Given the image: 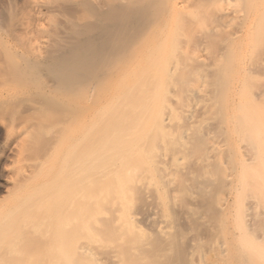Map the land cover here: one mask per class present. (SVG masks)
<instances>
[{"label":"rangeland","instance_id":"rangeland-1","mask_svg":"<svg viewBox=\"0 0 264 264\" xmlns=\"http://www.w3.org/2000/svg\"><path fill=\"white\" fill-rule=\"evenodd\" d=\"M118 30L121 34L110 39L111 32ZM90 45L100 47L99 54L92 55ZM0 59V72L6 73L13 84L22 85L20 88L25 92L29 91L28 98L42 96L40 100L45 97V101L51 102H46L51 111L43 115L44 121L57 120L69 112L78 114L76 133L88 132L95 137L93 133L99 127L97 138L108 135L102 134L107 131L103 125L112 120L111 114L106 116L108 109L121 100L128 101L127 98L137 101L139 93L135 92L137 89L132 91L136 84H158L159 94L147 106L153 112L169 103L174 106L176 95H183L179 92L182 88L181 93L190 91L199 108L196 116L185 120L179 113L173 115L188 126L185 142L189 144H184V160L190 163L187 165L195 170L199 167L195 161L201 160V156L205 161L202 163H206L200 188L189 182L183 192L177 193L180 202L194 209V214L179 225L186 242L195 247L188 255L189 264H250L253 255L254 259L264 255L260 253L262 247L264 251V241L258 240L260 232L253 228L256 220L259 223L264 219L263 206L257 204L262 202L252 204L249 215L239 218L248 203H254L240 180L244 172L264 167V0H0ZM27 96L19 100H30ZM52 101L59 105L53 108ZM240 122H246L249 131L241 129ZM134 123L131 139L135 141L145 128L140 130L137 121ZM149 124L147 120L146 127ZM2 128L0 141L4 138ZM107 129L110 134L112 127ZM172 132L170 139L177 144L181 136L175 130ZM40 139L33 146L37 152L49 145V139ZM84 139H80V144ZM100 139V143H94L95 148L99 144L97 150L105 146ZM188 140L198 143L192 147ZM1 146L0 235H4L24 221L14 219L18 206L6 199L14 189L9 182L13 175L7 169L17 159V151H6ZM77 147L85 152L84 147ZM102 154L93 158L92 170L99 178L106 177L117 161ZM81 158L83 161L84 157ZM54 181L57 179H46L43 191L53 188ZM107 185L96 186L93 221L89 227L83 226L78 238L88 242L94 252L86 256L89 264H118L120 253L112 239L113 232L143 240L154 229L147 220L125 221L126 203L121 199H116V204L110 203L121 196V186L113 191ZM36 189L31 188L29 195L39 193ZM212 205L221 207L224 220L215 221L211 217L209 208L216 211ZM27 224L33 225L37 232L42 231V223L35 218L27 220ZM30 242L12 239L2 243L0 257L8 253L19 256L16 250ZM254 246H262L256 248L260 256Z\"/></svg>","mask_w":264,"mask_h":264},{"label":"bare ground","instance_id":"bare-ground-1","mask_svg":"<svg viewBox=\"0 0 264 264\" xmlns=\"http://www.w3.org/2000/svg\"><path fill=\"white\" fill-rule=\"evenodd\" d=\"M219 15H221V18L224 17L223 14ZM120 34V30L111 32L109 38L114 39ZM89 51L92 55H97L100 52V47L96 48L94 45H90ZM5 74L0 72V126L3 127V133L5 134H3V140L0 141V143L3 141V144H0V146L2 145L6 151L15 150L18 155L17 159L7 169L13 175L12 178L10 177L9 182L14 189L8 192L6 199L11 204L18 206L14 210L13 216L14 219L19 220L18 222L24 221V224H18L6 234L0 235V244H6L7 241L12 239L30 240L31 242L30 245L27 244L20 250H16L19 256L8 253L7 256L0 257V264H41V262H43L42 264H89L86 256L94 252L88 242L78 241V238L82 234L83 226L89 227L93 221L96 212V186L106 185L107 183V186L110 184L109 187L113 191H116L119 185L121 186V196L119 198L114 197L110 203L116 204V199H121L122 202L126 203L128 210L125 214V221L139 222L147 220L154 226L153 233L146 235L143 240H136L126 233L113 232L112 239L117 243L120 253L118 264H189L188 255L195 247L186 242L179 225L183 223L184 219H188V215L194 214V209L190 208L187 203L180 202L181 198L177 196V193L183 192L191 182L196 187L200 186L202 184L200 180L202 170L206 165L205 161L202 160L203 156L200 157L201 160L195 161L199 165L195 170L188 166L190 163L187 162L189 161L184 160V144L187 145L188 143L187 140L185 142V138H188V134H186L188 133L186 132L188 126L186 127L183 122L181 123V119L183 117L185 120H192L198 113L199 108L196 105L197 101L194 94L188 90L181 93L183 88L182 90L180 88L181 91L179 92L183 95L182 97L176 95L174 106L169 103L153 112L147 106L149 101L155 100L158 96V84L156 82L144 83L145 85H142V83L136 84L137 88L135 85L132 91L137 89L135 92L139 93H137L138 98L134 96L137 101L131 102L127 98L128 101L121 100L114 107L115 109L112 108L113 112L109 111L112 109L106 111L107 115H105L110 116L108 114H111L112 120L104 117V119L109 120L103 126L110 129L112 127L113 130L109 131L110 134L107 133L109 130L107 128V131H102V134L106 133L108 135L99 136L101 143H103L102 139L104 140L105 146L97 150L99 144L97 143L98 145L95 148L94 143L99 142L97 131L100 132V129L98 130V126L96 131L98 134L93 133L95 138L92 133H80L81 136L76 133L78 114L69 112V115H64L65 117H60L57 120L44 121L43 115L51 111L50 107L48 109L46 105L51 102L45 101V97L40 100L42 96L35 98L36 95L33 92L31 94L35 95L34 98L29 97L30 100L26 99L27 101L22 100L21 102L19 99H25L29 91H26V93L24 88H20L22 85L13 84ZM24 93H26L25 97ZM19 95L20 98H18ZM132 96L130 97L132 98ZM17 100L21 103L16 102ZM56 104L59 105L56 101H52L50 106L54 105L52 107L55 108ZM174 113H179L181 119L173 118ZM145 114L146 117H142ZM147 120H150V124L146 127ZM109 121H112L111 126ZM135 121H137L136 126H140V130L145 129L139 135L140 138H136L134 141L131 138L134 136L132 128L135 126ZM96 124L99 125V123ZM174 125L176 126L174 133H179L181 136L177 144L170 139L172 131H174L172 130L175 127ZM239 127L245 129L246 122H240ZM127 128H131V130ZM92 131H95V127ZM243 132L245 131L243 130ZM192 136L194 137V135ZM83 137L86 139L83 140L82 145L79 141ZM196 137L198 138V136ZM40 138L49 139V145L48 149L37 152L33 149V146ZM197 138L195 139L197 140ZM196 140L188 141L194 147V144L198 143ZM198 140L200 141V138ZM77 146L84 147L83 151L85 150L86 153L89 146L90 149L95 148L97 151L95 150L94 153L93 149L92 152L89 150V155L85 157L86 153L82 152V148ZM100 147L102 146L100 145ZM79 149L83 155L79 152ZM99 154H108L109 157L107 156V158L110 159L111 157V160L117 159L114 162V167H112L113 170L103 178H99L92 170L95 164L93 158L100 156ZM81 156L84 157L83 161H81ZM202 161L204 162L202 163ZM52 177L55 180L57 179V181H54V187L43 191L45 180L53 179ZM228 178L226 177V179ZM240 181L241 185H244L245 189L252 195L251 200L254 201V203L249 202L247 208L242 210L239 218L243 219L249 215L250 206L254 205L255 202H259L258 200L262 203L257 204L263 206L264 209V167L262 170L260 168L255 171L244 172V177ZM33 187H36V192L39 191V193L29 195L30 192L28 191ZM236 189V185H234V190ZM199 191L201 192L202 189ZM27 193L29 196L27 195L26 200L21 202ZM18 201L20 203L17 205ZM212 207L215 206L212 205ZM209 209L214 220H224V211L221 207H215L216 211ZM261 214L264 216V210ZM13 216H11L12 219ZM33 218L42 223V231L37 232L33 225L27 224V220H33ZM260 221L256 223V220L253 228L260 232L257 237L260 238L258 240L264 241V219L261 218ZM258 244L262 245L263 243ZM256 246H254L255 252L258 250L259 255L260 251L256 248L263 245ZM262 248L260 253H264ZM254 257L256 255H253L252 263L246 261L250 264H264V255L255 259Z\"/></svg>","mask_w":264,"mask_h":264}]
</instances>
